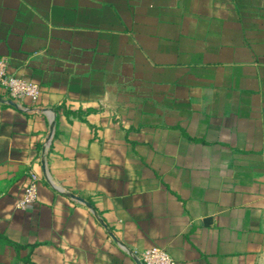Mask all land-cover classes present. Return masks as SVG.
I'll return each instance as SVG.
<instances>
[{"label":"crops","instance_id":"obj_1","mask_svg":"<svg viewBox=\"0 0 264 264\" xmlns=\"http://www.w3.org/2000/svg\"><path fill=\"white\" fill-rule=\"evenodd\" d=\"M1 59L0 264H264V0H0Z\"/></svg>","mask_w":264,"mask_h":264},{"label":"built area","instance_id":"obj_2","mask_svg":"<svg viewBox=\"0 0 264 264\" xmlns=\"http://www.w3.org/2000/svg\"><path fill=\"white\" fill-rule=\"evenodd\" d=\"M0 89L5 92L9 100L15 102L24 98L37 100L41 93V88L37 83L12 74L5 59L0 60ZM37 200L38 179L32 178L23 196L17 202V207L27 209ZM139 262L140 264H175L167 251L159 247H152L142 252Z\"/></svg>","mask_w":264,"mask_h":264},{"label":"water","instance_id":"obj_3","mask_svg":"<svg viewBox=\"0 0 264 264\" xmlns=\"http://www.w3.org/2000/svg\"><path fill=\"white\" fill-rule=\"evenodd\" d=\"M0 102L8 103V104H10L11 106H17V104H16L15 101H12V100H5V99H3L2 97H0ZM53 130H54V124H52L51 132H53ZM209 222H211V220H206V223H209Z\"/></svg>","mask_w":264,"mask_h":264}]
</instances>
